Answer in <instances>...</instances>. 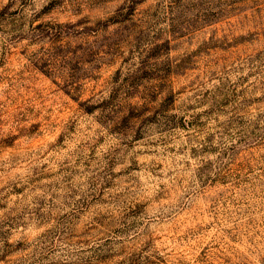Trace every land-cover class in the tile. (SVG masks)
<instances>
[{
  "label": "rangeland",
  "instance_id": "rangeland-1",
  "mask_svg": "<svg viewBox=\"0 0 264 264\" xmlns=\"http://www.w3.org/2000/svg\"><path fill=\"white\" fill-rule=\"evenodd\" d=\"M0 264H264V0H0Z\"/></svg>",
  "mask_w": 264,
  "mask_h": 264
}]
</instances>
